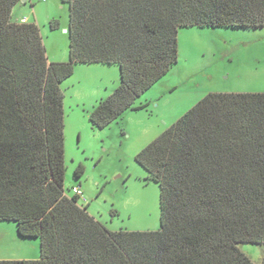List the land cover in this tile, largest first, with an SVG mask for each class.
Instances as JSON below:
<instances>
[{
	"label": "trees",
	"instance_id": "obj_1",
	"mask_svg": "<svg viewBox=\"0 0 264 264\" xmlns=\"http://www.w3.org/2000/svg\"><path fill=\"white\" fill-rule=\"evenodd\" d=\"M22 1L0 0V222L39 239L41 259L0 264H254L239 245H264V93H210L138 154L161 228L112 232L65 191L60 86L77 65H118L119 87L89 113L106 129L147 108L135 104L178 63L181 29H264V0H63L67 63L14 20Z\"/></svg>",
	"mask_w": 264,
	"mask_h": 264
},
{
	"label": "rangeland",
	"instance_id": "obj_2",
	"mask_svg": "<svg viewBox=\"0 0 264 264\" xmlns=\"http://www.w3.org/2000/svg\"><path fill=\"white\" fill-rule=\"evenodd\" d=\"M69 10L63 0H27L14 10L40 27L50 63L69 62ZM178 41V63L135 104L147 108L127 111L106 129H94L89 113L119 87L118 65H77L60 86L65 191L81 186L89 212L112 232L161 228L160 188L146 182L138 154L210 93H264V29L192 27L181 29ZM81 165L85 172L78 179ZM33 247L40 256V240L21 238L15 222H0V261L28 256ZM239 249L262 264L264 245Z\"/></svg>",
	"mask_w": 264,
	"mask_h": 264
},
{
	"label": "crops",
	"instance_id": "obj_3",
	"mask_svg": "<svg viewBox=\"0 0 264 264\" xmlns=\"http://www.w3.org/2000/svg\"><path fill=\"white\" fill-rule=\"evenodd\" d=\"M27 3V0L24 2V1H22L20 4H26ZM19 4V5H20ZM15 10V9H14ZM13 17H14V20L15 21H21L22 19H25V17L24 18H17L16 16H15V14L13 13ZM27 19V21L28 22H30L31 23V21L28 19V18H26ZM68 32V31H67ZM141 105H144V104H141ZM140 105V106H141ZM86 202H81V204H82V206H86L87 204H85ZM89 211V210H88ZM90 213V212H89ZM91 214V213H90ZM92 215V214H91ZM93 216V215H92ZM39 240V239H38ZM41 259V252H40V256H39V252L37 251V248L36 247H33V250L32 251H30V253H29V255L28 256H25V257H22V258H19V259H17V260H8V261H32V260H40Z\"/></svg>",
	"mask_w": 264,
	"mask_h": 264
},
{
	"label": "built area",
	"instance_id": "obj_4",
	"mask_svg": "<svg viewBox=\"0 0 264 264\" xmlns=\"http://www.w3.org/2000/svg\"><path fill=\"white\" fill-rule=\"evenodd\" d=\"M22 23H27V19H23L21 21ZM72 194L79 197L82 202H86V199L84 198V192L82 191L81 186H76L72 189Z\"/></svg>",
	"mask_w": 264,
	"mask_h": 264
},
{
	"label": "water",
	"instance_id": "obj_5",
	"mask_svg": "<svg viewBox=\"0 0 264 264\" xmlns=\"http://www.w3.org/2000/svg\"><path fill=\"white\" fill-rule=\"evenodd\" d=\"M24 2L26 1V0H23ZM67 32V31H66Z\"/></svg>",
	"mask_w": 264,
	"mask_h": 264
}]
</instances>
